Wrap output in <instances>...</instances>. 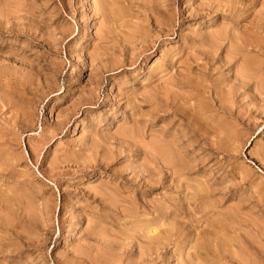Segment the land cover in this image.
<instances>
[{
    "label": "rangeland",
    "instance_id": "obj_1",
    "mask_svg": "<svg viewBox=\"0 0 264 264\" xmlns=\"http://www.w3.org/2000/svg\"><path fill=\"white\" fill-rule=\"evenodd\" d=\"M225 1L0 0V264H264V0Z\"/></svg>",
    "mask_w": 264,
    "mask_h": 264
},
{
    "label": "bare ground",
    "instance_id": "obj_2",
    "mask_svg": "<svg viewBox=\"0 0 264 264\" xmlns=\"http://www.w3.org/2000/svg\"><path fill=\"white\" fill-rule=\"evenodd\" d=\"M215 1H217V0H215ZM227 1H228V0H227ZM235 1H236V0H234V2L231 1L233 4H230V5H233V6H234ZM241 1H242V0H241ZM246 1H247V2H252V1H250V0H249V1L246 0ZM246 1H245V2H246ZM255 1H257V0H255ZM208 2H209V1H208ZM212 2H213V1H212ZM220 2H221V1H220ZM224 2H226V1L224 0ZM229 2H230V1H229ZM229 2H228V3H229ZM239 2H240V1H239ZM239 2H238V3H239ZM243 2H244V1H243ZM241 3H242V2H241ZM220 4H221V3H220ZM226 4H227V2H226L225 4H223L224 7H225ZM236 4H237V3H236ZM253 4H254V3H253ZM223 5H222V8H224ZM243 5L246 6L247 4L243 3ZM248 5H250V4H248ZM248 5H247V6H248ZM217 6H218V5H217ZM228 6H229V5H228ZM233 6H231V7H233ZM239 6H241V5H239ZM226 7H227V5H226ZM231 7H230V8H231ZM235 7H236V6H235ZM254 7H255V5H254ZM254 7H252L251 10L254 11ZM100 8H102V7H100V6L97 7V11H98V12H100ZM203 8H204V7H203ZM219 8H220V7H219ZM227 8H228V7H227ZM216 9H217V8H216ZM238 9H239V8H238ZM244 9H245V8H244ZM228 10H229V8H228ZM234 10H235V9H234ZM247 10H248V9H247ZM94 11H95V10H94ZM217 11H218V10H217ZM221 11H223V9H222ZM226 11H227V10H226ZM260 11H261V10H260ZM214 12H215V11H214ZM227 12H228V11H227ZM235 12H236V11H235ZM262 12H263V11H262ZM95 13H96V12H95ZM229 13H230V12H229ZM236 13H237V12H236ZM236 13H234V11H233V14H236ZM227 14H228V13H227ZM233 14H232V15H233ZM257 14H258V12H257ZM225 15H226V14H225ZM228 16H230V15H228ZM226 17H227V15H226ZM230 17H231V16H230ZM232 17H233V16H232ZM238 18H239V17H238ZM258 21L260 22V20H258ZM258 21H257V23H258ZM1 22H2V21H1ZM6 23H7V22H6ZM248 23H249V22H248ZM255 23H256V22H255ZM262 23H264V22L262 21ZM260 24H261V22H260ZM165 25H166V24H165ZM250 25H252V24H250ZM261 25H263V24H261ZM255 26H256V25H255ZM258 26H259V25H258ZM256 27H257V26H256ZM261 28H262V27H261ZM244 30L246 31L247 29H244ZM252 31H253V30H251V32H252ZM253 32H254V31H253ZM19 33H20V32H19ZM244 33H245V32H244ZM246 33H247V32H246ZM254 33H255V32H254ZM223 34L226 35V37H227V34H225V33H219V35H216V36H215V37H218V38H215V37H213V38H214L215 40H216V39L219 40V38H220V39L222 38ZM249 34H250V32H249ZM260 34H261V33H260ZM30 35H31V33H30ZM229 35H230V34H229ZM244 35H245V34H243V38H244ZM261 35H262V34H261ZM231 36H232V35H231ZM235 36H236V35H235ZM239 36H240V35H239ZM226 37H225V38H222V40L226 39ZM229 37H230V36H229ZM245 37H246V36H245ZM230 38H231V42H232V39H234V37H230ZM240 39H241V38H240ZM244 39H245V38H244ZM218 40H217V41H218ZM254 40H255V39H254ZM254 40H252V41H254ZM259 40H260V39H259ZM212 41H213V40H212ZM217 41H216V42H217ZM224 41H225V40H224ZM206 42H208V41H206ZM206 42H205V43H206ZM213 42H214V41H213ZM237 42H238V41H237ZM254 42H255V41H254ZM209 43H210V42H209ZM248 43H249V42H248ZM256 43H257V42H256ZM206 44H207V43H206ZM230 44H232V43H230ZM213 45H214V44H213ZM222 45H223V44H222ZM255 45H256V44H255ZM208 46H209V45H208ZM247 46H248V44H247ZM250 46H251V45H250ZM211 47L214 48L212 45L210 46V48H211ZM255 47H256V46H255ZM210 48H207L206 50H208V49L211 50ZM217 48H218V47H217ZM256 48H257V47H256ZM261 48H262V47H261ZM199 49H200V48H199ZM234 49H235V48H234ZM246 49H247V48H246ZM209 50H208V51H209ZM217 50H218V49H217ZM219 50H220V49H219ZM203 51H204V50H203ZM204 52H205V51H204ZM229 52H230V51H229ZM207 53H208V52H207ZM209 53H210V52H209ZM231 53H232V52H231ZM261 53H262V52H261ZM210 54H211V53H210ZM207 55H208V54H207ZM230 55H231V54H230ZM235 55H236V54H235ZM250 55H251V54H250ZM202 56H203V55H202ZM205 56H206V55H205ZM228 56H229V55H227V58H228ZM212 57H213V56H212ZM212 57H211V58H212ZM209 58H210V57H209ZM245 58H246V57H245ZM205 59H206V58H205ZM207 59H208V58H207ZM219 59H220V58H219ZM230 59H231V57H230ZM203 60H204V59H203ZM211 60H213V59H211ZM221 60H222V58H221ZM204 61H205V60H204ZM226 61H227V60H226ZM205 62H206V61H205ZM207 62H208V61H207ZM211 62H212V61H211ZM211 62H210V63H211ZM188 63H189V62H188ZM216 63H217V61H216ZM212 64H213V63H212ZM2 65H3V64H2ZM205 65H206V64H205ZM208 65H209V64H208ZM214 65H215V64H214ZM4 66H5V65H4ZM197 66H198V65H197ZM198 67H199V66H198ZM198 67H197V68H198ZM218 67H219V66H218ZM191 69H192V68H191ZM198 69H199V68H198ZM198 69H197V70H198ZM187 70H188V69H187ZM194 70H195V69H194ZM213 70H214V69H213ZM213 70H212V71H213ZM215 70H217V69H215ZM215 70H214V71H215ZM192 71H193V70H192ZM193 72H194V71H193ZM209 72H210V71H209ZM188 73H189V71H188ZM193 74H194V73H193ZM197 74H198V73H197ZM210 74H211V73H210ZM189 75H190V74H189ZM189 75H188V76H189ZM175 76H176V75H175ZM182 76H183V75H182ZM256 76H257V75H256ZM183 77H184V76H183ZM181 78H182V77H181ZM192 79H193V78H192ZM241 79H242V78H241ZM170 80H172V79H170ZM178 80H181V79L178 78ZM178 80H175V81L177 82ZM182 80H183V79H182ZM197 80H199V79H197ZM226 80H227V79H226ZM234 80H235V79H234ZM238 80H239V79H238ZM244 80H245V79H244ZM246 80H248V79H246ZM190 81H191V80H190ZM178 82H179V81H178ZM196 82H197V81H196ZM198 82H199V81H198ZM170 83H171V82H170ZM174 83H175V82H174ZM179 83H180V82H179ZM248 83H249V82H248ZM250 83H251V82H250ZM250 83H249V84H250ZM196 84H197V83H196ZM202 84H204V83H202ZM246 84H247V83H246ZM175 85H176V84H175ZM184 85H185V84H184ZM186 85H187V83H186ZM205 85H206V84H205ZM177 86H178V85H177ZM182 86H183V85H182ZM247 86H248V85H247ZM165 87H166V86H165ZM168 87H169V86H168ZM178 87H180V86H178ZM210 87H211V86H210ZM239 87H240V86H239ZM169 88H170V87H169ZM181 88H182V87H180V89H181ZM190 88H191V87H190ZM198 88H199V87H198ZM215 88H216V87H215ZM156 89H157V88H156ZM184 89H185V88H184ZM232 89H233V88H232ZM236 89H237V88H236ZM240 89H242V88H240ZM165 90H166V89H165ZM181 90H182V89H181ZM181 90H180V91H181ZM210 90H212V91L214 92L213 89H210ZM251 90H252V89H251ZM180 91H179V92H180ZM187 91H188V90H187ZM194 91H195V90H194ZM216 91H217V89H216ZM216 91H215V92H216ZM235 91H237V90H235ZM235 91H233V93H234ZM171 92H172V90H171ZM241 92H242V91H241ZM152 93H153V92H152ZM152 93H151V94H152ZM231 93H232V92H231ZM167 94H169V93H167ZM191 94H192V93H191ZM242 94H243V93H242ZM162 95H164V93H162ZM165 95H166V94H165ZM165 95H164V96H165ZM178 95H180V94H178ZM198 95H199V94H198ZM216 95H217V94H216ZM221 95H223V94L221 93ZM236 95H237V94H236ZM166 96H167V95H166ZM172 96H173L172 93H170V95L166 97L167 100H170L169 103H170L171 105H168L167 102H166V104L170 107L171 112H172V110L174 109V106H173V105L176 103V102H174V101H176V99H174ZM174 96H175V95H174ZM196 96H197V95H196ZM218 96H219V95H218ZM218 96H217V97H218ZM234 97H235V96H234ZM232 98H233V97H232ZM155 99H156L155 106L158 108V111H159L160 109H162V107H165V106H163L164 100L160 97V94H159V93L156 95ZM200 99H201V98H200ZM204 99H205V98H204ZM214 99H215V98H214ZM214 99H213V100H214ZM179 100H181V98H180ZM202 101H203V100H202ZM216 101H218V100L216 99ZM181 102H182V101H181ZM208 102H209V101H208ZM182 103H183V102H182ZM213 103H215V101H214ZM219 103H220V102H219ZM153 104H154V103H153ZM200 104H201V103H200ZM206 104H207V103H206ZM210 104H211V103H210ZM164 105H165V104H164ZM183 105H184V104H183ZM189 105H190V104H189ZM219 105H220V104H219ZM175 106H177V105L175 104ZM216 106H217V105H216ZM169 107H168V108H169ZM220 107H221V106H220ZM220 107H219V108H220ZM166 108H167V106H166ZM184 108H185V107H184ZM186 108H187V106H186ZM188 108H190V107H188ZM205 108H206V107H205ZM154 109H156V108H154ZM175 109H176V110L173 111V112L171 113V115H172V117H173V120H175V121H180V120L183 119V118H188L187 115H186L185 113H182V112L180 113V111L177 110V109H180V108H175ZM191 109H192V108H191ZM163 110H164V108H163ZM165 110H167V109H165ZM187 110H188V109H187ZM198 110H199V109H198ZM204 110H205V109H204ZM204 110H202V111H204ZM215 110H216V109H215ZM154 111H155V110H154ZM158 111H155V112H158ZM181 111H182V110H181ZM185 111H186V110H185ZM191 111H192V110H190V113H191ZM193 111H194V110H193ZM151 112H152V110H151ZM166 112H167V111H166ZM166 112H165V113H166ZM168 112H169V111H168ZM183 112H184V111H183ZM187 112H188V111H187ZM187 112H186V113H187ZM158 113H159V114H163L164 112L162 113V111H159ZM193 113H195V112H193ZM193 113H192V114H193ZM229 113H230V112H229ZM153 114H154V113H153ZM166 114H167V113H166ZM195 114H196V113H195ZM201 114H202V113H201ZM157 115H158V114H157ZM185 115H186V116H185ZM193 115H194V114H193ZM193 115L190 116V115L188 114V116H190V117H194ZM158 116H159V115H158ZM167 116H168V115H166V117H167ZM195 116H198V115L196 114ZM201 116H202V115H201ZM209 116H210V115H209ZM203 117H204V114H203ZM198 118H199V117H198ZM170 119H171V118H170ZM189 119H190V118H189ZM189 119H188V120H189ZM186 120H187V119H186ZM186 120H185V121H186ZM194 120H195V123H197V119H192V122H193ZM199 120H200V119H198V121H199ZM171 121H172V119H171ZM183 121H184V120H183ZM183 121H182V122L180 121V122L183 123ZM190 121H191V120H190ZM202 121H203V119H202ZM202 121H200V122L203 123ZM180 122H179V123H180ZM187 122H188V121H187ZM192 122H190V123H192ZM188 123H189V122H188ZM171 124H172V123H171ZM174 124H175V123H174ZM184 125H185V124H184ZM200 125H201V124H200ZM200 125H199V126H200ZM205 125H206V124H205ZM180 126H181V125H180ZM193 126H194V125L192 124L191 127H193ZM207 126H208V124H207ZM183 127H184V126H183ZM185 127L187 128V126H185ZM194 128H195V127H194ZM180 129H181V128H180ZM184 129H185V128H184ZM184 129H183L182 132H184ZM164 130H165V129H164ZM188 130H189V129H188ZM212 130H213V129H212ZM186 131H187V129H186ZM186 131H185V132H186ZM194 131H195V129H194ZM196 131H199V130H196ZM213 131L215 132L216 130H213ZM187 132H188V131H187ZM161 133H162V132H161ZM191 133H193V132H191V130H190V134H191ZM200 133H201V132H200ZM200 133H199V134H200ZM162 134H163V133H162ZM174 134H175V133H174ZM178 134H180V133H178ZM178 134H176V135H174V136L176 137ZM186 134H187V133H186ZM193 134H194V133H193ZM194 135H196V134H194ZM201 135H203V134H201ZM201 135H200V136H201ZM207 135H209V134H207ZM174 136H173V137H174ZM183 136H184V135H183ZM203 136H204V135H203ZM203 136H202V137H203ZM119 137H120V136H119ZM179 137H181V136H179ZM186 137H187V136H186ZM189 137H190V136H189ZM193 137H194V136H193ZM193 137H192V138H193ZM206 137H207V136H205V137H203V138L205 139ZM213 137H214V136H213ZM163 138H164V136H163ZM195 138H196V137H195ZM198 138H199V137H198ZM208 138H209V137H207V139H208ZM165 139H166V138H165ZM165 139H163V140H165ZM172 139H173V138H172ZM178 139H179V138H178ZM160 140H162V138H161ZM173 140H174V139H173ZM205 140H206V139H205ZM205 140H203V141H205ZM166 141H167V140H166ZM166 141H165V142H166ZM198 141H199V140H198ZM154 143H156V141H155ZM168 143H170V142H168ZM166 144H167V142H166ZM166 144H162V146L159 145V146L157 147V143H156V147L154 148V155H155V158H153V159H155L154 162H156L157 165L159 164L160 161L165 162V163L167 164V166H171V164H173V163L170 162V161H174V159L170 160V158H171L170 156H169L170 158L168 159V161L166 160V158L164 159V157L162 156L163 151H162L161 149H162V148H166V149H167L168 146H167V147H164V146H163V145H166ZM200 144H201V143H200ZM154 145H155V144H154ZM207 145H208V144H207ZM207 145H206V147H207ZM209 146H210V145H209ZM159 147H160V148H159ZM161 147H162V148H161ZM170 147H171V146H170ZM188 147H189V146H188ZM211 148H212V147H211ZM131 149H132V148H131ZM218 149H219V148H218ZM151 150H153V149H151ZM168 150H169V147H168ZM144 151H145V150H144ZM149 151H150V150H149ZM150 152H151V151H150ZM168 152H169V151H168ZM170 152H171V154H172V152H173V154H174L173 149H171ZM151 153H152V152H151ZM164 153H165V152H164ZM167 154H169V153H167ZM175 154H176V153H175ZM149 155H150V154H149ZM151 155H153V154H151ZM151 155H150V156H151ZM178 155H179V154H178ZM144 156H145V153H144ZM150 156H147V157H150ZM166 156H167V155H165V157H166ZM145 157H146V156H145ZM153 157H154V156H153ZM177 157H178V156H176V158H175L176 161H177V159L179 158V157H178V158H177ZM150 158L152 159V157H150ZM173 158H174V155H173ZM148 159H149V158H148ZM151 159H150V160H151ZM153 159H152V160H153ZM150 160H149V161H150ZM159 160H160V161H159ZM152 162H153V161H152ZM154 162H153V163H154ZM148 163H149V162H148ZM165 163H164V164H165ZM179 163H180V162H179ZM144 165H145V164H144ZM152 165H154V164H152ZM159 165H160V164H159ZM174 165H176V164H174ZM180 165L182 166L183 164H179L178 166H180ZM155 166H156V165H155ZM160 166H161V165H160ZM167 166H166V167H167ZM144 167L146 168V166H144ZM151 167H152V166H151ZM145 168H144V169H145ZM159 168H160V167H159ZM159 168H158V169H159ZM169 168H171V167H168L167 170H169ZM147 169H148V168H147ZM150 169H151V168H150ZM163 169H164V167H163ZM163 169H162V170H163ZM165 169H166V168H165ZM184 169H185V168H184ZM141 170H142V172H143V169H141ZM145 170H146V169H145ZM154 170L157 171V173H158V172H159V173H162V172H160V169L157 170L156 167H155ZM173 170H174V169H173ZM173 170H172V171H173ZM135 171H137V170L135 169ZM148 171H149V170H148ZM151 171H152V170H151ZM164 171H165V170H164ZM179 171H181V170H179ZM137 172H138V171H137ZM170 172H171V171H170ZM175 172H176V171H175ZM140 173H141V172H140ZM171 173H172V172H171ZM173 173H174V172H173ZM173 173H172V174H173ZM177 173H178V172H177ZM179 173H180V172H179ZM151 174H152V172H151ZM167 174H168V173H167ZM167 174H166V175H167ZM169 174H170V173H169ZM169 174H168V175H169ZM180 174H181V173H180ZM136 175H137V174H136ZM141 175H143V174H141ZM146 175H147V174H146ZM157 175H158V174H157ZM166 175H165V176H166ZM149 176H150V175H149ZM149 176H148V177H149ZM154 176H155V175H154ZM170 176H171V175H169V179H171ZM172 176H173V175H172ZM172 176H171V177H172ZM176 176H177V175H176ZM178 176H179V175H178ZM185 176H186V174H185ZM133 177H134V175H133ZM140 177H141V176H140ZM181 177H182V176H181ZM134 178H135V177H134ZM136 178H138V175L136 176ZM145 178H147V177H145ZM159 178H160V177H159ZM159 178H158V179H159ZM166 178H167V177H166ZM174 178L176 179V177H174ZM174 178H172V180H173ZM177 178H178V177H177ZM123 179H124V178H123ZM142 179H143V178H142ZM148 179H149V178H148ZM151 179H152V178H151ZM156 179H157V178H156ZM140 180H141V179H140ZM153 180H154V179H153ZM159 180H160V181L162 180V182H163V178H160ZM177 180H179V179H177ZM177 180H176V182H177ZM185 180H186V178H185ZM128 181H129V180H128ZM133 181H134V180H133ZM135 181H136V179H135ZM135 181H134V182H135ZM141 181H142V180H141ZM143 181H144V179H143ZM145 181H146V180H145ZM134 182H133V183H134ZM139 182H140V181H139ZM146 182H149V180H147ZM156 182H157V181H156ZM158 182H159V181H158ZM162 182H160V186H161V183H162ZM174 182H175V181H174ZM176 182H175V183H176ZM181 182H182V181H181ZM129 183H130V182H129ZM131 183H132V182H131ZM142 183H143V182H142ZM151 183H154V181L151 180ZM169 183H170V182H168V184H169ZM175 183H174V185H175ZM177 183H178V182H177ZM182 183H183V182H182ZM147 184H148V183H147ZM154 184H155V183H154ZM163 184L165 185V183H163ZM180 184H181V183H179V185H180ZM144 185H145V183H144ZM155 185H157V184H155ZM172 185H173V184H172ZM179 185L176 184V185H175L176 188H177V186L179 187ZM136 186H137V185H136ZM146 186H147V185H146ZM149 186H150V185H149ZM158 186H159V184H158ZM181 186H182V185H181ZM181 186H180V187H181ZM153 187H154V186H153ZM180 187H179V189H180ZM181 188H182V187H181ZM149 189H150V188H149ZM179 189H177V190H179ZM169 190H170V189H169ZM183 190H184V188H183ZM150 191H151V190H150ZM167 191H168V190H167ZM211 191H212V190H211ZM195 193H196V192H195ZM197 193H199V192H197ZM197 193H196V194H197ZM196 194H195V195H196ZM177 195H178V194H177ZM195 195H194V196H195ZM197 195H198V194H197ZM210 195H211V194H210ZM170 196H171V195H170ZM199 196H200V195H199ZM187 197H188V196H187ZM16 198H17V197H16ZM101 198H102V197H101ZM195 198H196V197H195ZM202 198H203V197H202ZM190 199H191V198H190ZM206 199H207V198H206ZM171 201H172V200H171ZM167 202H168V201H167ZM172 202H173V201H172ZM200 202H201V200H200ZM115 203H116V202H115ZM116 204H117V203H116ZM171 204H172V203H171ZM165 205H166V204H165ZM167 205H168V204H167ZM173 206H174V204H173ZM176 206H178V205H176ZM179 207H181V206H179ZM5 208H6V207H5ZM153 208H154V207H153ZM182 208H183V207H182ZM115 209H116V208H115ZM156 209H157V207H156ZM167 209H168V207H167ZM167 209H166V210H167ZM44 210H45V209H44ZM158 210H160V209L158 208ZM166 210H165V211H166ZM175 210H176V209H175ZM156 211H157V210H156ZM160 211H161V210H160ZM165 211L163 210V212H165ZM176 211H177V210H176ZM178 211H179V210H178ZM153 212H154V211H153ZM157 212H158V211H157ZM179 212H180V211H179ZM13 213H14V212H13ZM19 213H20V212H19ZM181 213H182V210H181ZM124 214H125V213H124ZM162 214L164 215V213H162ZM165 214H167V213H165ZM220 214H221V213H220ZM160 215H161V213H160ZM160 215H158V216H160ZM180 215H181V214H180ZM182 215H183V213H182ZM207 215L209 216L208 213H207ZM214 215H216V214L214 213ZM161 216H162V215H161ZM217 216H218V215H217ZM18 217H19V215H18ZM164 217H165V216H163V218H164ZM184 217H185V216H184ZM20 218H21V217H20ZM163 218H162V219H163ZM186 218H187V216H186ZM208 218H210V217H208ZM18 219H19V218H18ZM157 219H158V218H157ZM162 219H161L160 221H163ZM166 219H167V218H166ZM181 219H182V218H181ZM191 219H192V218H191ZM191 219H190V220H191ZM184 220H185V219H184ZM188 220H189V219H188ZM3 221H4V220H3ZM23 221H24V220H23ZM160 221H159V222H160ZM219 221H220V220H219ZM219 221H218V222H219ZM146 222H147V221H146ZM148 222H149V221H148ZM185 222H186V221H185ZM192 222H193V221H192ZM197 222H198V221H197ZM181 223H182V222H181ZM186 223H187V222H186ZM186 223H185V224H186ZM220 223H221V221H220ZM220 223H219V225H220ZM2 224H3V223H2ZM163 224H164V223H163ZM163 224H162V226H163ZM183 224H184V223H183ZM183 224H181V225H183ZM189 224H190V222H189ZM176 225H178V224H172V225H170V226H176ZM187 225H188V223H187ZM191 225H192V224H191ZM215 225H216V224H215ZM159 226H160V225H159ZM184 226H185V225H184ZM221 226H222V223H221ZM163 227H164V226H163ZM166 227H167V225H165V228H166ZM168 227H169V225H168ZM176 227H177V226H176ZM187 227H188V226H187ZM187 227H185V228H187ZM193 227H194V226H193ZM212 227H213V226H212ZM157 228H158V227H157ZM157 228H156V229H157ZM160 228H161V227H160ZM170 228H171V227H170ZM170 228H169L168 230H166V231L163 233V235H161V237H162V236H165V237H163V238H161L160 235H156V234H155L156 232L159 231L158 229H157L158 231H156V232H155L156 229H155L154 231H153V230H149V231L144 235V237H145V239H147V241H143V243H145V244H143V246H144V245H147L146 243H148V245H149V247L147 248V251H148V256L151 257V261L149 260L150 263L155 261L154 258H153L154 255L152 256V253H154V254L156 255V257H157V258L155 257L156 259H161L162 256L165 254V253H162V251H163L162 249H167V247L169 246V244H171V243L169 242V238H170V236H172L171 234H172V231H173V230L171 231ZM173 228H174V227H173ZM189 228H190V227H189ZM256 228H257V227H256ZM213 229H214V228H213ZM215 229H217V226L215 227ZM218 229H219V228H218ZM11 230H12V229H11ZM15 230H16V229H15ZM177 230H178V229H177ZM177 230H176V231H177ZM12 231H13V230H12ZM178 231H179V230H178ZM180 231H181V230H180ZM212 231H213V230H212ZM143 232H145V231H143ZM173 232H174V231H173ZM178 233H179V232H178ZM188 233H189V232H188ZM152 234H153V235H152ZM174 235H175V234H174ZM178 235H179V234H178ZM188 235H189V234H188ZM215 235H216V234H215ZM131 238H132V237H131ZM13 239H14V238H13ZM126 239H127V238H126ZM138 239H139V238H138ZM179 239H180V238H179ZM22 241H23V240H22ZM157 241H158V242H157ZM175 241H176V240H175ZM23 242H24V241H23ZM156 243L158 244L159 251L161 250V252H158V253H157V252H156L157 249H156V248H153V246H154ZM28 244H29V243H28ZM13 245H14V244H13ZM90 246H91V245H90ZM133 246H134V245H133ZM139 246H140V245H139ZM180 246H181V245H180ZM18 247H19V246H18ZM196 248H197V247H196ZM196 248H195V249H196ZM154 249H155V252H154ZM180 249H181V248H180ZM192 249H193V248H192ZM84 250H85V249H84ZM144 250H145V249L143 248L142 251H144ZM195 251H196V250H195ZM78 252H79V251H78ZM85 252H86V251H85ZM139 252H140V251H139ZM139 252H138V253H139ZM169 252H170V251H169ZM197 252H198V251H197ZM82 253H83V252H82ZM86 253H87V252H86ZM141 253H142V252H141ZM144 253H145V252H144ZM160 254H162V256H161ZM84 255H85V254H84ZM88 255H89V253H88ZM199 255H200V254H199ZM82 256H83V255H82ZM142 256H143V255H142ZM142 256H141V257H142ZM192 256H193V255H192ZM192 256H191V257H192ZM85 258H86V257H85ZM88 259H89V258H88ZM91 259H92V258H91ZM139 259H140V258H139ZM149 262H148V263H149ZM159 264H160V263H159Z\"/></svg>",
    "mask_w": 264,
    "mask_h": 264
}]
</instances>
